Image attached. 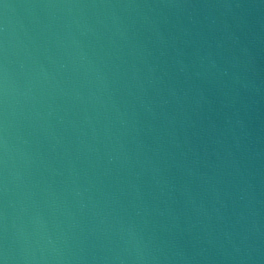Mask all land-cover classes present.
<instances>
[{
	"label": "water",
	"instance_id": "95a60500",
	"mask_svg": "<svg viewBox=\"0 0 264 264\" xmlns=\"http://www.w3.org/2000/svg\"><path fill=\"white\" fill-rule=\"evenodd\" d=\"M0 264H264V0H0Z\"/></svg>",
	"mask_w": 264,
	"mask_h": 264
}]
</instances>
